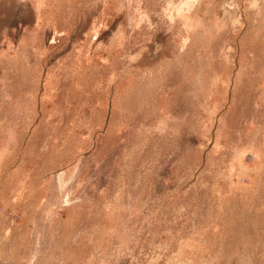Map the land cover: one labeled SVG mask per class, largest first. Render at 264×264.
<instances>
[{"label": "rangeland", "instance_id": "obj_1", "mask_svg": "<svg viewBox=\"0 0 264 264\" xmlns=\"http://www.w3.org/2000/svg\"><path fill=\"white\" fill-rule=\"evenodd\" d=\"M192 2L0 0V231L264 264V0Z\"/></svg>", "mask_w": 264, "mask_h": 264}, {"label": "crops", "instance_id": "obj_2", "mask_svg": "<svg viewBox=\"0 0 264 264\" xmlns=\"http://www.w3.org/2000/svg\"><path fill=\"white\" fill-rule=\"evenodd\" d=\"M2 225L0 231V264H54V256L49 251H39L40 242L37 240H29L27 236L22 234V225H17L13 230V238L7 233ZM9 232V231H8ZM9 238V239H8ZM47 242V241H46ZM51 244L52 242L49 241ZM44 247H52L46 245ZM68 254L63 253L58 258L56 264H69Z\"/></svg>", "mask_w": 264, "mask_h": 264}, {"label": "bare ground", "instance_id": "obj_3", "mask_svg": "<svg viewBox=\"0 0 264 264\" xmlns=\"http://www.w3.org/2000/svg\"><path fill=\"white\" fill-rule=\"evenodd\" d=\"M192 4H199L200 0H192Z\"/></svg>", "mask_w": 264, "mask_h": 264}]
</instances>
